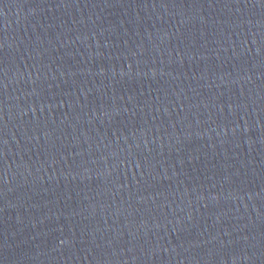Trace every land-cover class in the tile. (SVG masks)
<instances>
[{"label": "water", "instance_id": "water-1", "mask_svg": "<svg viewBox=\"0 0 264 264\" xmlns=\"http://www.w3.org/2000/svg\"><path fill=\"white\" fill-rule=\"evenodd\" d=\"M0 264H264V0H0Z\"/></svg>", "mask_w": 264, "mask_h": 264}]
</instances>
